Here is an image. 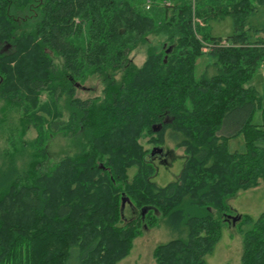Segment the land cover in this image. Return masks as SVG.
<instances>
[{"label":"trees","instance_id":"obj_1","mask_svg":"<svg viewBox=\"0 0 264 264\" xmlns=\"http://www.w3.org/2000/svg\"><path fill=\"white\" fill-rule=\"evenodd\" d=\"M150 1L146 10V0H0V97L21 114L19 127L37 132L26 164L0 155V264H115L157 222L175 237L155 249L156 264H205L234 225L241 264H264V212L233 224L227 205L264 180V107L254 124L261 97L250 85L264 28L248 24L264 0ZM227 17L232 34L212 36L207 25ZM150 36L164 38L138 67L129 55ZM94 76L100 94L76 98L75 84ZM55 133L75 152L47 166L44 142ZM239 136L245 151L229 152ZM167 138L185 164L158 187L143 141Z\"/></svg>","mask_w":264,"mask_h":264},{"label":"rangeland","instance_id":"obj_2","mask_svg":"<svg viewBox=\"0 0 264 264\" xmlns=\"http://www.w3.org/2000/svg\"><path fill=\"white\" fill-rule=\"evenodd\" d=\"M146 1L144 8L148 10L153 3L150 0ZM180 1L181 0H157L155 4L157 7L162 8L170 2L178 3ZM160 14L161 11L159 10V15ZM160 17H162V14ZM192 21L194 26L197 24L200 27H204L205 25L201 20L195 19L194 16ZM248 24L257 29L264 28L263 7H260L257 15L249 19ZM207 26L210 28V34L212 36L226 37L233 32L234 21L232 18L227 17L224 20H212ZM163 38L164 37L150 36L149 42L135 48L129 55L133 64L138 67L142 66L146 61L148 46L153 45L160 47ZM9 50L10 48L7 46L2 49V51L5 52ZM54 61L60 62L58 58H55ZM205 63V59L197 61V72L199 74L203 72ZM250 85L255 87L261 97V106L255 110L252 120L254 124H260L263 122L261 109L264 107V71L261 67L255 74ZM76 88L75 97L81 100H87L100 94L102 84L99 79L94 76L82 83L81 86L79 84V87ZM40 100H48L46 93L41 95ZM64 102L65 100L62 99L60 105L64 106ZM20 115L21 114L16 109L8 107L6 102L0 97V155L4 152L14 154V158L18 162L19 167L24 163L26 164L28 159H30L32 143L37 136V132L32 127H27L25 131L23 128L19 127ZM14 128L18 129V131L12 130ZM46 135H48V133ZM146 142L147 139H145L143 143H145V148L150 150L149 154H151L154 148L162 149L165 154V156L151 159V163L155 168L152 181L158 187H165L169 183L177 181L185 164V154L183 150L176 148L174 143L168 138L162 146H154ZM44 143L48 151L47 166L56 164L61 158L71 156L75 152V145L72 139L62 136L59 133L46 137ZM227 149L231 153H243L245 151V146L242 136L229 140ZM128 173L129 176L132 177L135 173V169H131ZM129 205L130 204L126 202L123 208L127 219H131L130 217H132V209L129 208ZM227 205L230 208L229 220H231L232 217L241 215H248L252 219H256L264 212V180H259V185L257 187L239 191L233 198L228 199ZM137 213L136 211V215ZM157 217L159 218L158 221H162L160 215H157ZM222 229L220 239L213 246V250L204 257L205 264H241L243 241L238 226H224ZM174 237V234H172L169 229L157 222L153 227L143 230L140 235L135 237L132 240L128 255L115 262V264H156V259L154 257L155 249Z\"/></svg>","mask_w":264,"mask_h":264},{"label":"water","instance_id":"obj_3","mask_svg":"<svg viewBox=\"0 0 264 264\" xmlns=\"http://www.w3.org/2000/svg\"><path fill=\"white\" fill-rule=\"evenodd\" d=\"M169 51H170V49L168 50V52H169ZM164 61H166V59H165ZM75 86H76V87H79V84H76ZM161 128H162V125H156V126H153L152 130H153V132L157 133V132H159V131L161 130ZM161 152H162V149L154 148V149L152 150V152H151V156H154V155L159 154V153H161ZM126 202L129 203L128 199L123 198V199H122V208H124V205H125ZM237 220H238L237 217H232V223H233V224H235Z\"/></svg>","mask_w":264,"mask_h":264},{"label":"flooded vegetation","instance_id":"obj_4","mask_svg":"<svg viewBox=\"0 0 264 264\" xmlns=\"http://www.w3.org/2000/svg\"><path fill=\"white\" fill-rule=\"evenodd\" d=\"M160 156H165V154H164V152L162 151L161 153H159V154H156V155H154V156H151L152 158H159Z\"/></svg>","mask_w":264,"mask_h":264},{"label":"built area","instance_id":"obj_5","mask_svg":"<svg viewBox=\"0 0 264 264\" xmlns=\"http://www.w3.org/2000/svg\"><path fill=\"white\" fill-rule=\"evenodd\" d=\"M262 68V70L264 71V62L261 64L260 66Z\"/></svg>","mask_w":264,"mask_h":264}]
</instances>
